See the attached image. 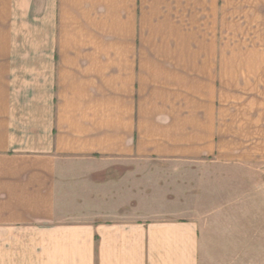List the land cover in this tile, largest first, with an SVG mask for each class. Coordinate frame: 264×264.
Returning <instances> with one entry per match:
<instances>
[{"label": "crops", "instance_id": "crops-1", "mask_svg": "<svg viewBox=\"0 0 264 264\" xmlns=\"http://www.w3.org/2000/svg\"><path fill=\"white\" fill-rule=\"evenodd\" d=\"M0 264H264V0H0Z\"/></svg>", "mask_w": 264, "mask_h": 264}, {"label": "rangeland", "instance_id": "rangeland-1", "mask_svg": "<svg viewBox=\"0 0 264 264\" xmlns=\"http://www.w3.org/2000/svg\"><path fill=\"white\" fill-rule=\"evenodd\" d=\"M152 162H153L152 160L144 161V163L147 164L148 169H150L148 171L147 170H137V166L133 165L134 178H141V177L149 174L148 175L149 181H153V180L156 181L159 178H161L163 180L162 176H166L167 170H160V169L157 170L156 169L157 165L153 164ZM155 162H157V161H155ZM157 177H159V178H157ZM162 180L159 182H162ZM164 181H165V178H164ZM150 189H151V187H150ZM123 215H125L124 217H131V215H133V214H131L130 211H126V212H124Z\"/></svg>", "mask_w": 264, "mask_h": 264}]
</instances>
